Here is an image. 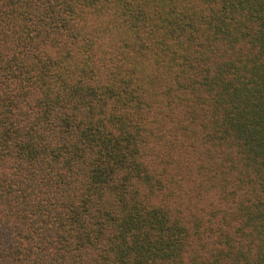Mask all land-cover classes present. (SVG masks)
I'll return each mask as SVG.
<instances>
[{"label": "trees", "instance_id": "trees-1", "mask_svg": "<svg viewBox=\"0 0 264 264\" xmlns=\"http://www.w3.org/2000/svg\"><path fill=\"white\" fill-rule=\"evenodd\" d=\"M0 264H264V0H0Z\"/></svg>", "mask_w": 264, "mask_h": 264}]
</instances>
